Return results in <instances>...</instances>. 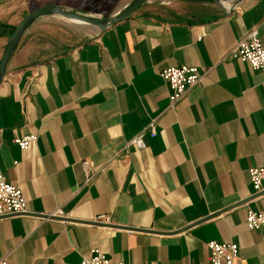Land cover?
Instances as JSON below:
<instances>
[{"label":"crops","instance_id":"crops-1","mask_svg":"<svg viewBox=\"0 0 264 264\" xmlns=\"http://www.w3.org/2000/svg\"><path fill=\"white\" fill-rule=\"evenodd\" d=\"M87 1L40 6L93 12ZM162 1L76 43L43 20L23 36L0 84V173L29 212L0 218L9 264H80L93 248L125 264H211L213 240L239 244L234 264H264V228L246 226L247 209L264 212L249 174L264 164V74L229 55L253 29L264 43V0L228 15L230 3ZM112 4L97 17L129 2ZM0 21L12 25L6 7ZM185 65L206 79L171 104L160 73ZM150 122L145 147H126ZM27 134L38 138L22 150L14 140ZM100 214L111 223H94Z\"/></svg>","mask_w":264,"mask_h":264},{"label":"built area","instance_id":"built-area-1","mask_svg":"<svg viewBox=\"0 0 264 264\" xmlns=\"http://www.w3.org/2000/svg\"><path fill=\"white\" fill-rule=\"evenodd\" d=\"M168 3L167 1H162ZM232 4L229 5V7ZM238 7H236L237 9ZM229 55L242 61L248 62L254 71H261L264 74V43L262 42L259 31L251 30L247 35L239 40ZM161 77L167 82L170 89V103L175 104L182 100L187 91L204 82L205 72L198 66H170L160 73ZM149 130L150 135H156V124L150 122L149 125L136 136H134L126 147L133 145L137 148H144L145 131ZM36 134H27L14 140L22 150H28L37 140ZM81 165L89 182L95 176V169L88 160H81ZM250 182L255 193L264 190V164L260 167H253L249 171ZM27 201L23 190L10 182H8L3 174L0 173V218L28 214ZM65 214L58 209L53 214L47 215L48 218L64 217ZM96 223H111L109 214H100L96 218ZM246 226L252 230L264 228V212L255 211L252 208L247 209ZM211 264H234L239 259V244L229 242L209 241ZM9 256L7 254L0 258V264H9ZM80 264H125L122 261H112L99 248H93L88 257H83Z\"/></svg>","mask_w":264,"mask_h":264},{"label":"water","instance_id":"water-1","mask_svg":"<svg viewBox=\"0 0 264 264\" xmlns=\"http://www.w3.org/2000/svg\"><path fill=\"white\" fill-rule=\"evenodd\" d=\"M150 0H133L118 14L111 17H97L93 15L81 14L70 11L63 6L55 3L43 5L28 12L21 21L15 26L13 32L8 38L2 58L0 60V84L3 82L7 72L8 64L14 53L16 52L23 36L40 18L45 16L58 15L69 20L78 21L80 24L90 25L99 32H104L116 23L125 20L139 8ZM219 3L221 6L225 4H232L230 7L223 8L225 14H229L238 7L243 0H212ZM247 201V200H246ZM226 210V209H223ZM220 213V212H219ZM217 215V214H215ZM210 217V216H209ZM96 223V222H94ZM100 224V223H98Z\"/></svg>","mask_w":264,"mask_h":264},{"label":"rangeland","instance_id":"rangeland-1","mask_svg":"<svg viewBox=\"0 0 264 264\" xmlns=\"http://www.w3.org/2000/svg\"><path fill=\"white\" fill-rule=\"evenodd\" d=\"M42 1L43 0H0V6L6 7L7 21H11L12 25L16 26L28 12L42 5ZM132 1L133 0H95V5L93 3V0H88L86 8L93 10V12H78L75 10H71L72 6H68V8L71 9H67L81 14H93L98 16L100 15V12L97 11V6H99V3H101L102 6L113 3L112 8L121 9L125 2L131 3ZM203 1L209 4H213L211 3L213 2L212 0ZM109 9L111 11V8ZM40 21H42L40 24L44 22L43 25L48 26L47 28L50 30L51 34L57 36L58 39H67L71 43H76L88 38L93 34V31L96 30L90 25L80 24L77 21L69 20L58 15L42 17L35 24Z\"/></svg>","mask_w":264,"mask_h":264},{"label":"trees","instance_id":"trees-1","mask_svg":"<svg viewBox=\"0 0 264 264\" xmlns=\"http://www.w3.org/2000/svg\"><path fill=\"white\" fill-rule=\"evenodd\" d=\"M14 28L15 26L0 21V36L10 35Z\"/></svg>","mask_w":264,"mask_h":264},{"label":"bare ground","instance_id":"bare-ground-1","mask_svg":"<svg viewBox=\"0 0 264 264\" xmlns=\"http://www.w3.org/2000/svg\"><path fill=\"white\" fill-rule=\"evenodd\" d=\"M78 22V21H77Z\"/></svg>","mask_w":264,"mask_h":264}]
</instances>
